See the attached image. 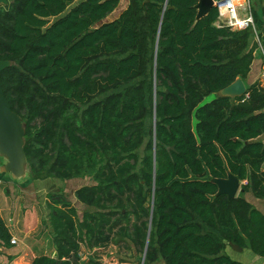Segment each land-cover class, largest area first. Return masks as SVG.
Segmentation results:
<instances>
[{
	"label": "trees",
	"instance_id": "obj_1",
	"mask_svg": "<svg viewBox=\"0 0 264 264\" xmlns=\"http://www.w3.org/2000/svg\"><path fill=\"white\" fill-rule=\"evenodd\" d=\"M197 2L129 0L106 21L119 0L0 5V83L23 125L26 169L90 180L75 190L81 216L53 198L56 253L31 264H73L81 246L118 239L143 264H241L224 249L246 239L264 256V213L213 180L230 172L264 197V90L217 94L245 83L252 32L217 25L216 7L196 18ZM10 239L0 216V245ZM93 257L86 264H102Z\"/></svg>",
	"mask_w": 264,
	"mask_h": 264
},
{
	"label": "crops",
	"instance_id": "obj_2",
	"mask_svg": "<svg viewBox=\"0 0 264 264\" xmlns=\"http://www.w3.org/2000/svg\"><path fill=\"white\" fill-rule=\"evenodd\" d=\"M123 1L126 4L123 3L121 6L120 3ZM128 3L129 0H119L116 9L121 7L117 16ZM250 5L255 27L264 47V0H250ZM248 48L253 49V60L245 79V85L260 82L262 69L261 55L256 50L253 34L250 37ZM256 140L264 141V134ZM8 163L6 153L0 150V216L10 230L11 239H15L14 243L10 239L8 246L0 245V264H31L36 256H55V246L52 243L53 229L49 223L50 197L53 199L58 190L62 191L65 196L71 192L73 193V200L70 199L71 204L76 210L80 205L83 213L88 206L76 198L75 190L86 184L74 186L78 184L74 182L78 181L72 180L73 178L33 179L25 167L19 172H12ZM239 182L236 195L246 198L256 209L264 213V197H255L250 190H243L241 184L245 181ZM59 197L62 199L61 195ZM66 200L69 199L66 198ZM224 251L241 264H264V256L255 253L247 239L241 251L232 249L229 244L225 246Z\"/></svg>",
	"mask_w": 264,
	"mask_h": 264
},
{
	"label": "water",
	"instance_id": "obj_3",
	"mask_svg": "<svg viewBox=\"0 0 264 264\" xmlns=\"http://www.w3.org/2000/svg\"><path fill=\"white\" fill-rule=\"evenodd\" d=\"M214 0H198L196 7L198 9L196 18H200L214 7ZM7 3V0H0V5ZM8 65L7 61H0V71ZM221 96H229L231 98L246 95V87L241 78H236L233 82L220 89L217 93ZM23 136L24 129L19 115L14 113L5 98L0 83V150L4 151L9 159L8 167L12 172H19L25 167V156L23 153ZM26 168V167H25ZM218 186V192L226 194L228 198L236 196L240 182L232 173H228L226 178L213 179ZM234 250L241 251L242 247L234 243H229ZM87 258H91L88 254ZM79 260L78 264H86L87 259ZM144 260V254L142 263Z\"/></svg>",
	"mask_w": 264,
	"mask_h": 264
},
{
	"label": "rangeland",
	"instance_id": "obj_4",
	"mask_svg": "<svg viewBox=\"0 0 264 264\" xmlns=\"http://www.w3.org/2000/svg\"><path fill=\"white\" fill-rule=\"evenodd\" d=\"M78 1V0H75ZM124 1L121 2V6L123 5ZM126 4V3H124ZM119 6V9L120 7ZM119 9L117 8L115 11H113L110 15H108L105 18L106 20H111L113 18H116V16L119 13ZM215 97V94H210L208 96H206V98H204L203 103L210 101L212 98ZM72 180L74 181H78V182H74V183H78L74 186H79L81 184H89L90 181L87 178H73ZM82 186V185H81ZM51 189V188H50ZM69 192V190H68ZM73 193L69 192L68 196H65L64 193H62V191L58 190L57 193H55V197L56 199H60V195L61 198H67L69 199L68 201L70 202V199L73 200ZM54 197V199H55ZM53 201V199L50 197V203ZM82 208L79 206H77V213L79 216L82 215ZM135 248H132L127 241L118 239L116 241L110 242L109 245L105 246V247H101V248H95L92 251H88L86 250V248L84 246H81L80 252H79V257L81 259H87V255L91 254L93 255L94 259L101 262L102 264H141L142 263V259H143V253L141 251H137L135 250ZM139 256H141V260H139ZM144 261V260H143ZM79 260H75L73 262V264H78ZM153 264H164L161 260L153 263Z\"/></svg>",
	"mask_w": 264,
	"mask_h": 264
},
{
	"label": "built area",
	"instance_id": "obj_5",
	"mask_svg": "<svg viewBox=\"0 0 264 264\" xmlns=\"http://www.w3.org/2000/svg\"><path fill=\"white\" fill-rule=\"evenodd\" d=\"M213 3L218 12L217 25L229 26L236 30L248 29L252 32L256 50L262 59L260 84L264 90V47L255 27L250 0H214ZM11 242L14 243L15 239H11Z\"/></svg>",
	"mask_w": 264,
	"mask_h": 264
},
{
	"label": "flooded vegetation",
	"instance_id": "obj_6",
	"mask_svg": "<svg viewBox=\"0 0 264 264\" xmlns=\"http://www.w3.org/2000/svg\"><path fill=\"white\" fill-rule=\"evenodd\" d=\"M95 260V259H94Z\"/></svg>",
	"mask_w": 264,
	"mask_h": 264
}]
</instances>
